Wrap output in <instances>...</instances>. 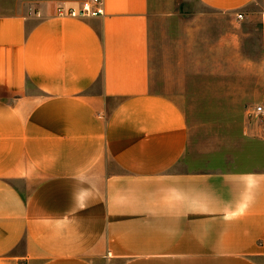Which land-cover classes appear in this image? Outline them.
I'll return each mask as SVG.
<instances>
[{"label":"crops","instance_id":"0c3cea01","mask_svg":"<svg viewBox=\"0 0 264 264\" xmlns=\"http://www.w3.org/2000/svg\"><path fill=\"white\" fill-rule=\"evenodd\" d=\"M87 1L0 14V264H264V155L181 167L189 126L151 89L150 0L58 11ZM199 1L244 18L260 0Z\"/></svg>","mask_w":264,"mask_h":264},{"label":"rangeland","instance_id":"374dc122","mask_svg":"<svg viewBox=\"0 0 264 264\" xmlns=\"http://www.w3.org/2000/svg\"><path fill=\"white\" fill-rule=\"evenodd\" d=\"M0 0V14L40 16L47 2ZM264 2L243 19L199 0H150L151 89L186 116L181 167L251 168L264 155Z\"/></svg>","mask_w":264,"mask_h":264},{"label":"built area","instance_id":"2783aa9c","mask_svg":"<svg viewBox=\"0 0 264 264\" xmlns=\"http://www.w3.org/2000/svg\"><path fill=\"white\" fill-rule=\"evenodd\" d=\"M60 14L63 15H73V16H85V15H103L104 7L102 5V0H90L83 4L81 8H73V7H64L59 6L58 9ZM238 18H243V13L239 12L237 14ZM255 113L260 114L264 113V106L259 105L255 108Z\"/></svg>","mask_w":264,"mask_h":264}]
</instances>
